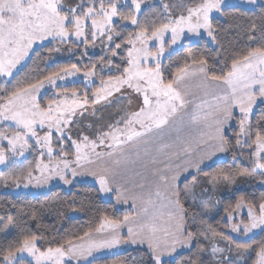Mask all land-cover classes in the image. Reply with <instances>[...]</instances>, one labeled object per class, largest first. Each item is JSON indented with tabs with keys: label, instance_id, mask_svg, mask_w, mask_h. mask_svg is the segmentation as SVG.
<instances>
[{
	"label": "snow or ice",
	"instance_id": "snow-or-ice-1",
	"mask_svg": "<svg viewBox=\"0 0 264 264\" xmlns=\"http://www.w3.org/2000/svg\"><path fill=\"white\" fill-rule=\"evenodd\" d=\"M245 5L261 12L247 44L173 59L219 44L214 21ZM77 177L113 211L61 240L13 237L0 216V264H97L124 246L143 264H264V0H0V187Z\"/></svg>",
	"mask_w": 264,
	"mask_h": 264
},
{
	"label": "trees",
	"instance_id": "trees-1",
	"mask_svg": "<svg viewBox=\"0 0 264 264\" xmlns=\"http://www.w3.org/2000/svg\"><path fill=\"white\" fill-rule=\"evenodd\" d=\"M260 15V10L255 8L246 10L244 15L234 13L232 17H219L214 21L217 25L219 44L210 46L206 45L204 41H200L198 45L185 43V48L181 49L173 59L175 60L177 56L182 57L189 46L211 61L216 56L218 49L230 52L233 47L247 44L246 33L253 21L259 25L258 17ZM227 52H222V54H227ZM66 55L60 58L59 63L67 62ZM29 66L31 67V64ZM56 66L53 65V67ZM47 98V96L44 97L45 100ZM256 115H260L259 110L256 111ZM255 195L259 198L260 192L257 191ZM73 207L78 210L73 211ZM222 209L223 206L212 223L222 231H227L228 229L221 223V218L224 215ZM33 210L37 212L39 227H37L36 221L29 218ZM104 211L109 213L113 211L112 202L103 200L97 189L87 183L74 185L71 191L53 188L40 195L0 193V216L6 217L11 214L16 217L19 225L12 230L13 237L18 235L21 229H24L28 232L46 235L49 240L53 237L56 240H61L73 234H82L90 224H94L98 220L100 213ZM120 214L122 215L123 211ZM2 237L3 233H0V242H3ZM256 239H260V235H257ZM40 244L42 247L48 246L47 241H41ZM113 260L125 261L126 264H143L146 257L143 256L140 249L136 248L97 259V264H113Z\"/></svg>",
	"mask_w": 264,
	"mask_h": 264
},
{
	"label": "rangeland",
	"instance_id": "rangeland-1",
	"mask_svg": "<svg viewBox=\"0 0 264 264\" xmlns=\"http://www.w3.org/2000/svg\"><path fill=\"white\" fill-rule=\"evenodd\" d=\"M157 2H158V0H157ZM175 2H179V0H175ZM234 2H235V0H234ZM149 3H153V0H149ZM244 8L246 10L255 9V8L249 7L247 5H245ZM206 39H207V37H205V40ZM185 43H188V42H185ZM208 45L213 46V44H210V43ZM97 51H98V49H97ZM48 95L51 96L52 94L48 93ZM110 113L114 114L113 110H109L108 112H104L103 113V115L105 117V121L104 122H107V119H108ZM73 131L75 132L76 129H74ZM28 159H30V160L32 159L31 155H29ZM85 183L90 184L91 186H94L96 189L98 188V186L94 184V181L92 180L91 177H77V181H76L75 185L85 184ZM244 187H248V186L245 185ZM53 188H61L64 191H68V189L66 187H64L60 182L54 180V181H52L50 183V185L45 186L43 188H31L30 187L28 189L21 188V189L17 190V189H14L12 187H9V188L0 187V193H11V194H19V193H21V194L40 195V194L47 193L49 190H51ZM249 190H251V189H249ZM100 196H101V198L103 200L110 201V202L113 203V201L108 196L102 195V194H100ZM124 210H126V209H124V208L121 209V211H124ZM222 246H224L223 242H222ZM136 248L137 247L124 246L121 249L116 250V252H117V254H119V253H122V252H125V251H128V250H132V249H136ZM137 249H139V248H137ZM95 255L97 256V259L113 256V255H110L109 253H107L106 251L105 252L96 253Z\"/></svg>",
	"mask_w": 264,
	"mask_h": 264
},
{
	"label": "crops",
	"instance_id": "crops-1",
	"mask_svg": "<svg viewBox=\"0 0 264 264\" xmlns=\"http://www.w3.org/2000/svg\"><path fill=\"white\" fill-rule=\"evenodd\" d=\"M30 160V159H29ZM28 161H25V163H27ZM31 195V194H30Z\"/></svg>",
	"mask_w": 264,
	"mask_h": 264
}]
</instances>
